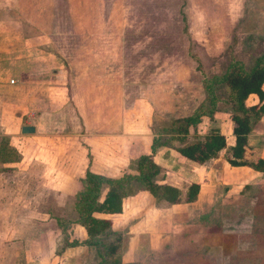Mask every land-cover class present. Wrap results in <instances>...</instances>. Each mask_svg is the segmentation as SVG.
I'll list each match as a JSON object with an SVG mask.
<instances>
[{"label":"crops","instance_id":"0c3cea01","mask_svg":"<svg viewBox=\"0 0 264 264\" xmlns=\"http://www.w3.org/2000/svg\"><path fill=\"white\" fill-rule=\"evenodd\" d=\"M15 7L13 17L0 16V146L5 143L17 155L0 157V264H96L95 249L81 243L83 228L70 224L62 233L57 221L64 218L50 208L72 211L86 170L112 179L135 174L131 164L150 154L157 136L150 126L159 93L131 99L119 122L103 124L102 104L88 107L68 93L64 64L47 47L29 44ZM256 102L249 95L245 104ZM179 107L175 102L170 112ZM92 114L98 116L91 120ZM204 124L229 140L226 147L233 145L226 114L212 121L202 117L196 136ZM23 126L34 132L22 134ZM108 127L117 129L114 138L90 133ZM190 129L186 138L192 137ZM245 150L253 160H244H264V115ZM220 152L198 165L172 148H157L152 154L161 169L157 184L175 187L181 198L197 184L196 199L168 205L141 190L122 201L120 214L96 216L109 218L111 229L121 234L122 264H264V177L247 166H229ZM71 242L76 244L67 245Z\"/></svg>","mask_w":264,"mask_h":264},{"label":"rangeland","instance_id":"374dc122","mask_svg":"<svg viewBox=\"0 0 264 264\" xmlns=\"http://www.w3.org/2000/svg\"><path fill=\"white\" fill-rule=\"evenodd\" d=\"M0 2V16L13 17L17 0ZM18 2L19 30L30 45L47 47L64 64L68 93L88 107L101 103L103 124L119 122L131 99L159 93L150 130L163 138L169 136L163 129L189 116L206 99V79L222 74L232 61L248 71L253 60L264 54V0ZM221 97L226 98L223 93ZM175 102L180 107L172 113ZM225 107L229 108L222 105V110ZM93 116L98 115L92 114L91 120ZM212 127L204 124L201 135L194 130L192 139L185 137L174 145L202 139ZM116 131L108 127L90 133L114 138ZM79 147L88 152L83 144ZM248 154L245 150L244 157L252 159ZM49 212L62 215L64 221L73 217L64 209Z\"/></svg>","mask_w":264,"mask_h":264},{"label":"trees","instance_id":"16d2710c","mask_svg":"<svg viewBox=\"0 0 264 264\" xmlns=\"http://www.w3.org/2000/svg\"><path fill=\"white\" fill-rule=\"evenodd\" d=\"M204 90L206 99L198 105L189 116L175 120L163 135L153 137L150 154L139 156L131 164L135 174H123L118 178H106L86 170L79 180L80 188L73 196V217L67 221H57V226L65 233L70 224L83 228L85 246L93 247L99 258L96 264H122L119 258L121 234L111 229L109 218H98L97 215H117L121 213L122 201L137 191H145L157 201L168 205L191 203L196 199L198 185L190 184L183 198L172 186L157 184L161 169L152 160V154L159 147L172 148L182 158L202 165L215 158L222 150L225 160L231 167L247 166L264 177V160L246 161L243 159L247 147V137L254 125L264 115V54L256 57L248 71L242 69L239 61H232L219 76L206 79ZM226 96L224 99L222 96ZM249 95H254L257 102L247 106ZM227 110H222L221 106ZM221 108V109H220ZM226 114L231 123L233 145L226 147L225 138L216 129L210 130L202 139L175 146L172 142H182L189 128L195 130L202 117L212 121L215 115ZM17 155L5 143L0 146V157L10 158ZM15 159V160H16ZM71 242L67 245H75Z\"/></svg>","mask_w":264,"mask_h":264},{"label":"water","instance_id":"95a60500","mask_svg":"<svg viewBox=\"0 0 264 264\" xmlns=\"http://www.w3.org/2000/svg\"><path fill=\"white\" fill-rule=\"evenodd\" d=\"M20 132L22 134H32L34 132V129L31 126H23L21 127Z\"/></svg>","mask_w":264,"mask_h":264}]
</instances>
